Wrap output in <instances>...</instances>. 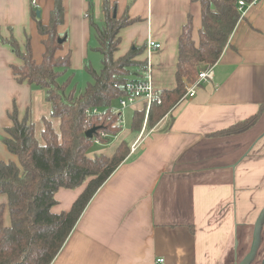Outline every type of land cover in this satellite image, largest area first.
I'll return each instance as SVG.
<instances>
[{"label": "crops", "instance_id": "crops-1", "mask_svg": "<svg viewBox=\"0 0 264 264\" xmlns=\"http://www.w3.org/2000/svg\"><path fill=\"white\" fill-rule=\"evenodd\" d=\"M109 2L117 19L132 21L119 31L115 59L142 48L136 60L146 63V43L152 39L162 46L150 57L153 85L159 91L174 89L179 39L191 18L193 39L198 42L200 4L195 0ZM104 3L63 0L64 22L57 33L64 42L57 55L71 53L66 76L85 72L88 66L95 69L96 61L101 63L96 27L106 24ZM54 6L55 0H0L3 139L12 126L9 117L14 107L20 119L30 109L32 119L34 112L38 118L46 109L39 89L16 80L13 67L22 61L9 42L15 41L23 51L29 46L34 60L41 63L47 37L40 35L38 21L49 25ZM143 69L138 78L143 77ZM214 72L213 81L143 134L137 151L99 189L52 264H157L158 259L166 264H234L245 258L264 208V0L242 15ZM255 116L248 130L227 134ZM121 136L132 135L127 129ZM97 150L112 155L114 146ZM0 161L17 163L3 140ZM83 190H59L52 212H68ZM1 205H8L4 195ZM4 224L10 225L7 208ZM263 261L264 227L253 264Z\"/></svg>", "mask_w": 264, "mask_h": 264}, {"label": "trees", "instance_id": "trees-1", "mask_svg": "<svg viewBox=\"0 0 264 264\" xmlns=\"http://www.w3.org/2000/svg\"><path fill=\"white\" fill-rule=\"evenodd\" d=\"M195 1L201 6L199 40L193 39L190 18L179 39L176 87L161 91L160 105L154 102L147 110L143 102L134 110L128 129L131 135L154 129L182 101L187 86L198 79L200 71L217 64L242 18L239 1L250 4L254 0ZM103 8L106 24L100 29L96 27V50L102 66L99 71L86 68L91 81L82 91L74 86L73 74L66 76L71 69V53L57 55L63 47L57 33L64 22L63 0H55L49 25L38 21L40 35L47 37L41 63L34 60L29 46L23 51L15 41L9 42L22 61L21 66L13 67L16 80L43 90L50 114L42 118L40 130L30 116L31 109L20 119L14 107L9 117L12 126L6 129L8 137L3 143L17 163L0 161V196L8 199L7 207L0 206V264H52L99 189L131 156L132 146L121 136V117L116 109L126 96L122 87L139 80L138 71L146 63L136 58L144 49H134L116 60L119 31L132 21L125 17L117 19L109 0H105ZM93 109L100 114L89 118V128L86 111ZM257 118L251 117L227 134L248 130ZM88 128L97 129L92 139L86 136ZM96 140L102 146L114 143L112 155L96 154ZM81 187L83 192L68 212H52L58 204L59 190ZM6 208L9 226L4 224Z\"/></svg>", "mask_w": 264, "mask_h": 264}, {"label": "built area", "instance_id": "built-area-1", "mask_svg": "<svg viewBox=\"0 0 264 264\" xmlns=\"http://www.w3.org/2000/svg\"><path fill=\"white\" fill-rule=\"evenodd\" d=\"M259 0H254L252 3L247 4L244 1H239V11L242 15L245 14L247 8L255 5ZM2 43V39L0 38V44ZM162 46L160 44L155 43L152 39H148L146 43L145 53L147 54L146 66L143 69V77L139 78L138 81L128 82L122 88L126 93V96L122 97L119 101V106L116 109V112L120 115L121 120L119 122L120 127L124 128V115L123 112L128 107H133L139 102H144L147 105V110L150 109L152 103L156 102L157 104H161V91L156 90L153 85V67L151 64V53L153 50H160ZM215 77L214 66L209 69L201 70L198 79L187 86L186 93L182 98V101L185 99H189L195 96L198 90L202 85L213 81ZM88 114V124L87 127L90 128L89 118L92 115L100 114V111L97 109L86 111ZM88 128V129H89ZM144 134L143 132L140 134L139 139L132 145L131 154L135 153L138 149V144L140 139ZM96 145H101L98 140L95 141ZM157 264H166L164 259H158Z\"/></svg>", "mask_w": 264, "mask_h": 264}, {"label": "rangeland", "instance_id": "rangeland-1", "mask_svg": "<svg viewBox=\"0 0 264 264\" xmlns=\"http://www.w3.org/2000/svg\"><path fill=\"white\" fill-rule=\"evenodd\" d=\"M100 59V56L98 55L97 57H96V60H99ZM100 61H96L95 63H94V65H93V67L95 68V69H97V70H99V68H100ZM74 79H73V84H74V86L77 88V90L78 91H82L85 87H86V85L91 81V78H90V76L88 75V73L85 71V72H74ZM40 92H41V94H42V96H43V103H44V105L46 106V109H45V111L44 112H42L40 115H39V117L37 118L36 116H35V112L33 113V120H34V122H35V124H36V127H37V129L38 130H40V128L42 127V118L44 117V116H47V115H49L50 114V108H49V104L46 102V100H45V94H44V91L43 90H40ZM119 106V104L117 105V107ZM133 110L131 109V107H128L127 109H125V111L123 112V115H124V128H123V131H122V135L125 133V132H127V129H130L131 128V119H132V115H133ZM144 127V126H143ZM148 134V133H147ZM136 137V135H132V136H129L128 138H127V141L128 142H132V140L134 139ZM117 141V138L115 139V141L114 142H116ZM136 142V141H135ZM134 144V143H133ZM132 144V145H133ZM114 145V143H110L109 145H101V146H99V145H95L94 146V150H96V149H107V148H109L110 146H113ZM96 154H98V153H96ZM247 154V153H246ZM246 154L243 156V157H245L246 156ZM94 155V154H93Z\"/></svg>", "mask_w": 264, "mask_h": 264}, {"label": "water", "instance_id": "water-1", "mask_svg": "<svg viewBox=\"0 0 264 264\" xmlns=\"http://www.w3.org/2000/svg\"><path fill=\"white\" fill-rule=\"evenodd\" d=\"M38 15H39V12H38ZM63 42H64L63 40H61V39L59 40L60 44H63ZM96 132H97L96 128L89 129L86 132V136L89 139H92ZM0 140H3V137L0 136ZM263 227H264V208L261 211V213H260V215H259V217L255 223L254 233H253V241H252V245H251L249 253L245 256V258L241 262L236 261L234 264H253L255 262L257 255L259 253V250L261 248V245H262ZM238 244L239 243L236 240L235 241L236 249L238 247ZM263 264H264V261H263Z\"/></svg>", "mask_w": 264, "mask_h": 264}]
</instances>
